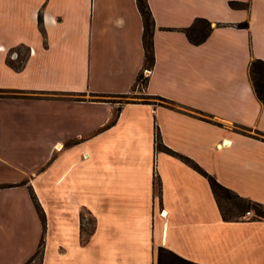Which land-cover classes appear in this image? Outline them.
Segmentation results:
<instances>
[{
  "label": "crops",
  "instance_id": "1",
  "mask_svg": "<svg viewBox=\"0 0 264 264\" xmlns=\"http://www.w3.org/2000/svg\"><path fill=\"white\" fill-rule=\"evenodd\" d=\"M146 2L153 62L142 92L175 107L115 97L142 68L135 0H0V237L9 248L0 264H35L41 224L30 189L45 220L69 218L78 234L86 210L90 238H103V249H54L53 264H155L158 245L202 264H264V217L224 219L206 177L154 141L156 127L161 145L264 203V139L254 132H264V101L248 73L251 60L264 61V0ZM195 17L211 27L199 42L183 30ZM40 140L47 153L33 164Z\"/></svg>",
  "mask_w": 264,
  "mask_h": 264
},
{
  "label": "trees",
  "instance_id": "2",
  "mask_svg": "<svg viewBox=\"0 0 264 264\" xmlns=\"http://www.w3.org/2000/svg\"><path fill=\"white\" fill-rule=\"evenodd\" d=\"M135 4L137 7V10L141 16V22H142V32H141V42H142V47H143V61H142V68L148 67L152 65L153 62V46H152V28H153V19L152 15L150 13V9L148 7V4L146 0H135ZM201 23L200 26L198 24ZM242 24V23H238ZM210 24L209 21L205 18L202 17H195L194 20L192 21L191 24L188 26L184 27L183 30L187 36V38L191 42H199L204 39L206 34L210 30ZM15 67H18V64H14ZM248 73H249V78L252 84V88L256 94V96L261 100L264 101V61L261 59L255 58L250 61L249 66H248ZM141 69L136 77V83L138 79H144V84L146 81V77H141ZM144 86V85H143ZM2 93H0L1 95ZM159 99H161V103L165 104L170 107H175V103L167 98L157 96ZM143 101H145L143 99ZM118 110V107H116L114 111V116L112 117L111 121L114 120V117L116 115V112ZM201 118L208 119L206 116L202 115L203 113L200 112ZM155 129V146L157 149H163L184 162H186L188 165H190L192 168H194L196 171H198L200 174H202L204 177H206L209 186L212 190V193L216 199V202L218 204L221 216L224 219H233L237 218L240 214L243 213L244 210H249V208L252 210L253 215L252 217L258 218V217H264V203L252 200L250 198L241 196L228 187L224 186L221 184L219 181L216 180L214 176H212L209 172H207L204 168H202L196 161H194L192 158L179 153L177 151H174L173 149L166 147L165 145H161L160 142L158 141V135L156 133V127ZM255 136H258L262 139H264V132L262 131H257L255 130ZM157 191L159 192V186L157 183ZM223 192L227 197L233 199L232 201V206L238 207L239 211L236 213L232 209V207L227 208V210L222 209L218 202V193ZM30 197L32 200V203L34 205V208L38 214L40 224H41V233L40 237L38 239L36 248L34 252L32 253L30 259H35L37 258V264H40V259H41V254H42V249H43V232L45 230V216L44 212L34 195V192L32 189L29 190ZM235 213V214H234ZM83 215L80 212L79 214V229L80 232L83 229V221H82ZM92 218V216H91ZM93 221V218H92ZM94 223V221H93ZM93 230V224L90 228H88V233H91ZM155 264H202L198 263L195 261H192L190 259H187L185 257L180 256L179 254L175 253L174 251L170 250L167 247H164L162 245H158L156 248V262Z\"/></svg>",
  "mask_w": 264,
  "mask_h": 264
},
{
  "label": "rangeland",
  "instance_id": "3",
  "mask_svg": "<svg viewBox=\"0 0 264 264\" xmlns=\"http://www.w3.org/2000/svg\"><path fill=\"white\" fill-rule=\"evenodd\" d=\"M201 23L198 24L200 26ZM26 54V50L21 49L20 53L18 54V58H16V61L20 62V59L24 58ZM142 69V68H141ZM141 77L143 78V74L141 72ZM144 85V79H138L137 83L134 84L132 89L123 94H119L115 96L119 101H125L130 100L132 98H141L145 100H154V101H161L158 97H149L145 95L142 92V88ZM138 91V92H136ZM155 133V130H154ZM155 135V134H154ZM46 140H40L38 142H35L33 146L30 148V162L35 164L41 159L42 155H46L47 153V147H46ZM62 143L57 147L56 145L53 146L51 153L49 154L48 158L46 159V162H49V164H52L54 162V154L59 152V149L61 148ZM155 149L156 146H155ZM54 165V164H52ZM233 199L227 197L223 192L218 193V202L222 209H226L229 207H232L234 212L236 213L239 211L238 207L232 206ZM250 214L249 216L253 215L252 210L249 208ZM245 211V210H244ZM243 211V212H244ZM81 213L83 215L82 221H83V229L80 232V229L78 231V234L73 231L72 222H70L69 218L64 219L60 218L59 216H49V219L45 220V231L43 232V249H48L47 264H53L55 261V258L53 256L54 249H103V238L102 236L96 237L94 240L90 238V233H88V228H90L93 224L92 218L90 214L86 210H81ZM234 213V214H235ZM240 216V215H239ZM47 230V231H46ZM41 233V231H40ZM30 235H27L25 238V245L28 246L29 243L34 241L33 236V226L30 228L29 231ZM37 237H40L38 235ZM10 241H18V238H6ZM38 239V238H37ZM36 239V242H37ZM4 240L3 237H0V249H9L7 246L5 247L3 245ZM37 245V244H36ZM4 246V247H3ZM10 249H13L11 247ZM34 263L37 264V258L34 259Z\"/></svg>",
  "mask_w": 264,
  "mask_h": 264
},
{
  "label": "built area",
  "instance_id": "4",
  "mask_svg": "<svg viewBox=\"0 0 264 264\" xmlns=\"http://www.w3.org/2000/svg\"><path fill=\"white\" fill-rule=\"evenodd\" d=\"M149 71H150V68H148V67H144L141 69V72H142L144 77L148 76ZM160 213H161V215H163L162 213H164V212L162 211V209L160 210ZM249 214H250V210H245L242 214H240V217H244L245 215H249Z\"/></svg>",
  "mask_w": 264,
  "mask_h": 264
}]
</instances>
